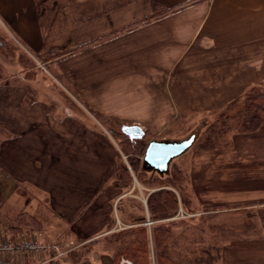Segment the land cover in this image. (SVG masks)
<instances>
[{
	"label": "crops",
	"instance_id": "obj_1",
	"mask_svg": "<svg viewBox=\"0 0 264 264\" xmlns=\"http://www.w3.org/2000/svg\"><path fill=\"white\" fill-rule=\"evenodd\" d=\"M111 2L0 0V27L7 37L25 43L27 47L23 46L31 55L42 58L52 52L68 55L50 60L49 64L67 77L68 83L62 87L71 94L67 102L74 109L69 114L50 113L52 108L36 113L40 110L34 106L62 105L61 94L54 91L58 88L62 92L58 86H52V90L45 82L43 85L31 80L0 85V98L18 111L9 114L8 124L21 123L24 128L21 135L8 140L7 169L14 179L29 180L38 197L51 198L45 200L55 211L56 227L68 223L71 229L74 225L79 228L73 231L77 238L72 234L64 240L58 235L51 238L52 233L44 229L39 238L44 243L67 244L78 240L85 244L109 234L110 228L99 227L107 217L104 201L100 209L93 208L90 201L107 194L100 183L96 188L92 181L109 178L110 171L100 173V169L111 163L113 147L103 133H95L100 131L90 109L124 121L122 129L138 125L146 133L145 125L162 130L183 114L189 115L193 106H211L210 111L218 108L219 114H234L244 104L240 98L247 89L264 88V0H132L129 4L117 0L115 5ZM153 2L174 9L103 44L84 51L74 50L151 16ZM29 87L36 90L37 99L33 108L23 109L22 113L19 107ZM178 100L183 109L177 110ZM30 134L39 142L36 146L30 141L33 151L25 149ZM190 139L150 142L185 144L187 148ZM20 152L23 156L35 154L30 158V166L25 164L26 158L19 166V160L10 161ZM20 170L25 172L21 178ZM67 170L71 172L70 181L50 178ZM124 194L121 192L119 197L122 199ZM36 202L35 198L30 205ZM94 246L88 249L90 252L86 251V257L68 264H111L109 256L96 259L93 251L99 250L100 244ZM61 259L55 258V252L47 251L16 257L12 264H64Z\"/></svg>",
	"mask_w": 264,
	"mask_h": 264
},
{
	"label": "rangeland",
	"instance_id": "obj_2",
	"mask_svg": "<svg viewBox=\"0 0 264 264\" xmlns=\"http://www.w3.org/2000/svg\"><path fill=\"white\" fill-rule=\"evenodd\" d=\"M125 2L129 4L132 0H125ZM116 3L117 0L111 2L112 5ZM165 9L173 10L174 8H165L153 2V14L134 24L140 23V26L151 18L162 17L168 13ZM139 26H125L117 36ZM103 43L105 42H96L92 47ZM23 44L26 46L22 41L7 37L0 27V85L26 83L31 80L43 85L45 82L51 86L52 90V86H58L62 92L58 88L54 91L61 94L62 105L55 103L56 107L34 106L37 99L36 90L29 87L23 105L19 108L22 113L23 109L29 111L33 106L40 110L36 112L38 114L46 112L44 108H52L50 113L53 114L71 113L74 106L69 102L70 91L62 87V84L67 85V77L63 71L58 73L54 66L49 64L50 60L58 57L48 55L42 58L31 55ZM59 53L61 56L57 60L64 59L63 56L67 55L65 52ZM248 90L240 98V103L244 104L239 106V110L245 105ZM5 101L2 97L0 98V238L6 235V232L10 237L14 236L9 228L18 225V217L25 213L31 214L41 222L40 226L31 227L28 231L30 234L34 231L40 232L35 236L38 239L44 229L47 233H52L53 239L57 235L62 240L72 237V234L75 236L73 231H79L75 225L71 229L66 222L64 227H56L57 224L54 221L57 219L53 217L55 211L47 201L51 200L50 197L46 195L38 197L36 187L29 185L31 184L29 180H16L11 170L7 169L8 140L18 134L21 135L24 128L21 123L17 126L14 123L8 124L9 114L18 113V111L5 104ZM178 103L177 110L183 109L180 100ZM210 108L213 107L193 106V111L189 115L183 114L180 120L168 123L162 130L145 125L144 137L148 142L191 137L188 143L190 146L170 158L164 166L146 158L145 155H136L137 153L124 147L122 137L115 132L126 124L124 121L90 109V113L94 116L92 120L95 127L100 131L95 133H103L113 147L111 163H106L100 169V173L101 170L105 173L110 171L109 178L103 182L92 181L96 188L97 183H100V188L103 187L107 194L100 196L96 201L93 200L94 204L90 201V205L95 209H100L104 201L106 211L104 213L107 217L103 218L104 225L101 223L99 227H105V230L110 228V231L108 235L98 238L96 242L90 243L88 240L87 243L82 244L78 240L71 241L69 251L61 259L64 264L86 257L84 254L86 251L90 252L88 249H91L95 243H97L95 246L100 244L99 250L93 251L96 259L101 255L109 256L112 260L111 264H114L115 254L123 239L113 236L114 233L119 234L140 226L148 229L149 236L157 226L170 227L173 237L167 252L176 264H264V126L254 131L244 132L235 120H231L224 128L225 118L233 114H219L216 110L218 108L211 111ZM100 114L102 117L99 116ZM210 134L213 135L211 139L208 137ZM26 139L29 143L27 142L25 149L33 151L31 144L37 146L38 139H34L32 134ZM24 156L20 152L10 161L14 163L19 160V166L26 158L28 161L25 164L30 166V158H34L35 154L32 152ZM125 168L128 172H125ZM18 173L21 178L25 172L20 170ZM50 178L53 181H70L72 176L67 170L58 176L52 174ZM163 180L166 183L144 182ZM160 189H169L177 194L179 209L174 216L155 220L151 218L149 212L148 198ZM121 192L125 193L122 199L119 197ZM35 198L38 199V203L30 205ZM182 199L186 203H182ZM119 218L123 223L119 222ZM27 222L29 223V220ZM150 222L153 224L148 225ZM53 227L57 229L55 232L50 229ZM151 238L152 236L150 237V254L153 255L151 264H155V245ZM73 253L75 256L72 258L70 256ZM120 264L132 263L123 257L120 259Z\"/></svg>",
	"mask_w": 264,
	"mask_h": 264
},
{
	"label": "trees",
	"instance_id": "obj_3",
	"mask_svg": "<svg viewBox=\"0 0 264 264\" xmlns=\"http://www.w3.org/2000/svg\"><path fill=\"white\" fill-rule=\"evenodd\" d=\"M170 9H165V12H169ZM140 23L134 24L131 26H139ZM116 33L103 36L97 40L90 41L89 43H84L81 46L77 47L75 51H84L88 50L96 42H106L109 41L112 37L117 36ZM52 57L61 56L59 52H52L50 54ZM99 116L102 117V114ZM226 121L223 123L225 128L228 125V121L235 120L240 126L242 131L250 132L254 131L261 126H264V89L260 86L251 87L246 94V101L243 109L239 110L233 115H229L226 118ZM117 130V129H116ZM123 139V145L128 150L134 151L136 155H144L146 149L150 142L147 141L146 137L140 139H132L122 130V127L115 131ZM215 134V133H214ZM212 134L208 137L211 139ZM213 136V135H212ZM208 139V140H209ZM127 146V147H126ZM125 172H128V169L125 168ZM148 184L153 183H166L163 181H144ZM173 182V181H167ZM182 203H186L182 199ZM179 207V197L176 193L169 189H160L153 192L148 198V208L152 219L167 218L174 216L178 211ZM29 220V223L27 222ZM143 221V220H141ZM40 221L32 216L31 214H21L18 217V225L15 227L9 228L11 234L14 236L20 235L24 232H28L30 228H36L40 226ZM29 228V229H28ZM113 236L122 237V242L120 248L115 254L114 264H120L121 258H126L131 261L132 264H151L152 254H150V237L155 245V254L156 260L155 264H176L174 260L169 256L167 252L168 246L170 243L173 234L170 227L166 226H157L152 231V235L149 236L148 229L146 227L140 226L131 228L121 233H114ZM75 253L71 254L70 257H74ZM153 263V262H152Z\"/></svg>",
	"mask_w": 264,
	"mask_h": 264
},
{
	"label": "built area",
	"instance_id": "obj_4",
	"mask_svg": "<svg viewBox=\"0 0 264 264\" xmlns=\"http://www.w3.org/2000/svg\"><path fill=\"white\" fill-rule=\"evenodd\" d=\"M153 223H148L151 225ZM70 243L48 244L39 240L35 236L19 235L9 236L8 233L0 238V264H12V260L16 257L26 254H40L42 252L53 251L55 258H64L70 249Z\"/></svg>",
	"mask_w": 264,
	"mask_h": 264
},
{
	"label": "water",
	"instance_id": "obj_5",
	"mask_svg": "<svg viewBox=\"0 0 264 264\" xmlns=\"http://www.w3.org/2000/svg\"><path fill=\"white\" fill-rule=\"evenodd\" d=\"M122 130L132 139H140L145 136V131L138 125L124 126ZM185 148V144L162 145L157 142H151L148 145L145 156L164 166L170 158L184 151Z\"/></svg>",
	"mask_w": 264,
	"mask_h": 264
}]
</instances>
